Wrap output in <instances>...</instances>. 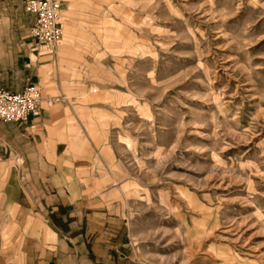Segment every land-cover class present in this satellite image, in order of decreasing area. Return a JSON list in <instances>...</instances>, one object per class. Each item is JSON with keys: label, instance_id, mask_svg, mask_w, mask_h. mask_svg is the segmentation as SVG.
Returning a JSON list of instances; mask_svg holds the SVG:
<instances>
[{"label": "rangeland", "instance_id": "obj_1", "mask_svg": "<svg viewBox=\"0 0 264 264\" xmlns=\"http://www.w3.org/2000/svg\"><path fill=\"white\" fill-rule=\"evenodd\" d=\"M63 5L58 55L76 51L75 96L110 166L127 245L117 255L264 264V0ZM27 25L23 9L0 3V84L16 79Z\"/></svg>", "mask_w": 264, "mask_h": 264}, {"label": "crops", "instance_id": "obj_2", "mask_svg": "<svg viewBox=\"0 0 264 264\" xmlns=\"http://www.w3.org/2000/svg\"><path fill=\"white\" fill-rule=\"evenodd\" d=\"M25 1L0 0L28 17L16 79L0 88L20 93L37 85L43 101L37 119L0 122V264H128L117 255L127 245L110 210L104 146L89 128L87 105L75 96L79 85L69 59L76 51L41 58L30 36L35 17L25 11ZM53 97L63 99L48 104Z\"/></svg>", "mask_w": 264, "mask_h": 264}, {"label": "built area", "instance_id": "obj_3", "mask_svg": "<svg viewBox=\"0 0 264 264\" xmlns=\"http://www.w3.org/2000/svg\"><path fill=\"white\" fill-rule=\"evenodd\" d=\"M63 0H26L25 11L34 15L30 36L37 48L51 55L64 46ZM62 98H50L48 104L59 103ZM43 95L37 85L20 93L0 88V122L26 124L41 114Z\"/></svg>", "mask_w": 264, "mask_h": 264}, {"label": "bare ground", "instance_id": "obj_4", "mask_svg": "<svg viewBox=\"0 0 264 264\" xmlns=\"http://www.w3.org/2000/svg\"><path fill=\"white\" fill-rule=\"evenodd\" d=\"M128 145V144H127ZM128 147H130L129 145H128Z\"/></svg>", "mask_w": 264, "mask_h": 264}]
</instances>
